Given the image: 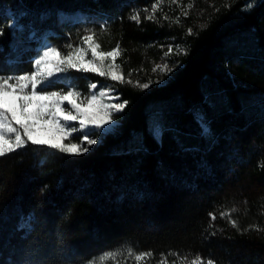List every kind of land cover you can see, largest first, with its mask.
<instances>
[{
    "label": "trees",
    "instance_id": "16d2710c",
    "mask_svg": "<svg viewBox=\"0 0 264 264\" xmlns=\"http://www.w3.org/2000/svg\"><path fill=\"white\" fill-rule=\"evenodd\" d=\"M153 2L0 0V74L32 71L41 39L67 53L94 33L98 51L119 44L123 73L143 76L162 45L187 50L171 53L179 66L161 84L150 78L144 90L97 72L59 74L57 89L87 93L95 83L129 103L115 114L114 130L83 155L29 144L0 158V264H92L126 244L154 254L126 264H172L175 256L162 255L170 252L264 264V231L256 230L264 229V0L250 13L242 11L247 0H163L158 23L143 11L140 23L129 19ZM249 35L258 53H225ZM218 98L231 105L214 111ZM251 110L262 114L245 118ZM201 113L212 138L195 146L189 140H203ZM210 223L215 236L205 232Z\"/></svg>",
    "mask_w": 264,
    "mask_h": 264
},
{
    "label": "snow or ice",
    "instance_id": "6c2138e0",
    "mask_svg": "<svg viewBox=\"0 0 264 264\" xmlns=\"http://www.w3.org/2000/svg\"><path fill=\"white\" fill-rule=\"evenodd\" d=\"M163 0H154L151 9H142L133 12L129 19L140 23V11L146 13L145 19L152 22H159L155 17V12L159 9ZM175 2V0H173ZM190 5L189 7H191ZM227 6V4L225 5ZM256 0H247L242 11L251 12L256 7ZM218 10V9H217ZM184 15H187L185 11ZM165 20L170 18L165 15ZM173 23H179V17ZM8 27L19 28L15 20H9ZM106 26V25H105ZM206 25H201V29ZM3 34V27L0 26V35ZM188 35H197L192 29H188ZM33 36L35 33L32 34ZM84 43H87L92 52L93 59L85 60V48L83 44L80 47L69 45L71 51L64 53L58 47L46 46L38 50L36 56L32 59L33 70L24 74L4 75L0 74V158L19 150L25 149L29 144L35 147L47 148L58 151L65 155L80 156L89 151L90 146L98 143V137L107 134L115 123V114L124 111L129 103L121 101L118 95L114 94V89L110 86H102L99 93L91 91L89 95L81 98V93L74 86H66L60 90H51L54 85L63 78L58 75L65 73L69 69H75L83 72H97L101 76H108L112 81L125 82V76L121 66L115 63V58L121 54L119 44L110 51H98L100 45L95 42V34L90 33L83 37ZM175 52V54H186L187 50L179 46H168V52L162 58L163 62L156 64L152 71L159 72L161 75H168L179 64H170L166 57ZM111 58L113 63L107 65V71L104 70V61ZM97 59L99 64H97ZM5 63H15V61H5ZM131 72L129 73V77ZM128 83H132L130 79ZM154 81L140 83L135 82L141 90L148 89ZM159 83L160 81H155ZM90 89L95 90L97 85L92 83ZM108 97L111 101L104 102ZM77 101H79L77 103ZM71 105V109H66L64 103ZM74 110V111H73ZM63 121H78L79 129L75 125L62 124ZM92 126L94 131L89 130ZM79 131L80 137L76 139L79 142H68L74 132ZM86 142V143H85ZM259 167L264 168V162ZM211 221L217 219L214 213H209ZM226 213H221L224 218ZM228 222L233 228H238L234 219L228 217ZM213 228L210 223L205 232L210 236H215L217 231H209ZM257 231H264L259 229ZM247 231V230H245ZM151 251H140L130 245H120L116 249L104 253L92 261V264H126L128 259L134 258L136 262L144 260L146 257H152ZM162 255H173L175 260L172 264H218L211 256L205 258L202 254H183L168 253ZM191 256L188 260L187 257ZM163 264V261H161Z\"/></svg>",
    "mask_w": 264,
    "mask_h": 264
},
{
    "label": "rangeland",
    "instance_id": "374dc122",
    "mask_svg": "<svg viewBox=\"0 0 264 264\" xmlns=\"http://www.w3.org/2000/svg\"><path fill=\"white\" fill-rule=\"evenodd\" d=\"M39 44H40V49H43L44 47L46 46H51L50 43L46 40V39H41L39 41ZM169 45H172V44H167L166 47H164V45L161 46V48H163L162 50H165L163 51V53H161L160 55V58L156 61V63L151 67V70L149 71L148 75L146 76H143L142 74L138 73L137 71H129L128 73H123L126 80L130 79L132 81V84L136 85L135 82L139 81L140 83H143V82H147L151 79H153L154 81H157L159 80V84L165 82L169 76L168 75H161L158 71L157 72H153L152 69L153 67L156 65V64H160L163 62L162 58L165 57V53L168 52V46ZM80 47V46H79ZM83 47L85 48V57L84 59L85 60H91L93 59L92 57V52H91V49L89 48L88 44L87 43H83ZM250 53V54H253V53H258V50L254 49V46H253V39L249 36L247 37H244V40L243 42H241V44H236L235 47H233L232 45L231 46H228V47H225V53L230 55V53ZM170 55V54H169ZM169 55L166 57L167 61L170 63V64H173L170 62L169 60ZM97 64H99V60L97 59ZM110 63H113V60L111 58L109 59H106L104 61V65H105V68L104 70L107 71V65L110 64ZM115 63L117 64L116 62V59H115ZM131 72V76L129 77V73ZM61 74V73H60ZM59 75V74H58ZM151 78V79H150ZM51 90H60V89H57L56 87H53V89ZM101 90H103L102 88L100 89H97V90H93V91H96L97 93H99ZM80 92V91H79ZM91 92V91H90ZM90 92H87V93H82L81 92V98H83L84 96H87L90 94ZM117 95V94H115ZM79 101H77L78 103ZM104 102L105 103H109L111 102L108 97H105L104 98ZM212 103V102H211ZM229 100L228 99H222L220 100L218 98L217 102L216 103H213L212 104V108L214 111L216 110H219V109H222L223 107L226 108V107H229ZM64 107L66 109H71V105H69L67 102L64 103ZM74 111V110H73ZM244 111H247V109H245ZM260 111H263L260 109ZM261 115L262 112L260 113L259 111H255V110H251V111H248V112H245L244 113V116L245 118H249L253 115ZM198 120L200 121V123L203 124V140H196V139H190L189 142L191 144H194L195 146H202V145H206L210 142L211 138H212V135H210V126L208 123H205L203 122V119H202V113L199 115V114H196ZM114 120H115V123L113 125L110 126L111 130L110 131H113L114 128L116 127L117 125V122H118V119L116 117H114ZM61 123L62 124H68V125H75L77 127V129H79V122L78 121H63L61 120ZM92 128V126H89V129ZM152 131L153 133L158 136L159 135V127H153L152 128ZM102 136L98 137V142L101 140ZM79 142L78 140H74L72 139L71 137L68 138V140H65L64 142L65 143H68V142ZM86 143V142H85ZM91 147V146H90ZM163 264H167V263H163ZM177 264H179V262H177Z\"/></svg>",
    "mask_w": 264,
    "mask_h": 264
}]
</instances>
